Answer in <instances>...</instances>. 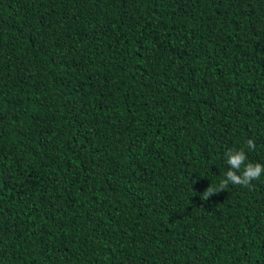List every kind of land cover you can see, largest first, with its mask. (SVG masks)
<instances>
[{
	"label": "trees",
	"instance_id": "obj_1",
	"mask_svg": "<svg viewBox=\"0 0 264 264\" xmlns=\"http://www.w3.org/2000/svg\"><path fill=\"white\" fill-rule=\"evenodd\" d=\"M238 149L264 0H0V264H264V173L202 197Z\"/></svg>",
	"mask_w": 264,
	"mask_h": 264
},
{
	"label": "clouds",
	"instance_id": "obj_2",
	"mask_svg": "<svg viewBox=\"0 0 264 264\" xmlns=\"http://www.w3.org/2000/svg\"><path fill=\"white\" fill-rule=\"evenodd\" d=\"M247 146L254 149V142L249 139ZM229 170L217 187H207L202 193L203 201H207L212 195L224 191L229 184L249 186L251 181L257 180L264 173V165L260 163L247 162L248 157L243 149L229 150L225 153Z\"/></svg>",
	"mask_w": 264,
	"mask_h": 264
}]
</instances>
